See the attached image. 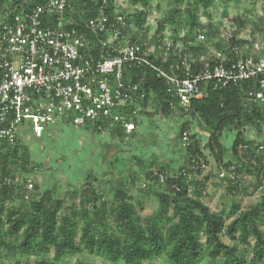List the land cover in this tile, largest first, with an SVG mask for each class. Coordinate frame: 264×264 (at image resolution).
<instances>
[{"label":"trees","instance_id":"trees-1","mask_svg":"<svg viewBox=\"0 0 264 264\" xmlns=\"http://www.w3.org/2000/svg\"><path fill=\"white\" fill-rule=\"evenodd\" d=\"M1 1H7L14 6L22 0ZM36 1L38 2L27 0L31 6L35 5ZM94 1L73 0L71 5L79 12H84L85 16L91 17L98 13L99 3L95 5ZM130 1L141 2V8L127 12L123 15L124 19L127 24L132 23L135 27L143 29L150 13L149 0ZM198 4L208 10L213 0L192 1L185 8L186 17L182 16L181 4H177L163 17L166 23L177 30L172 39L175 42L180 40L190 44L188 51L196 55L206 53L205 47L210 45L206 39H213L210 34L213 29L212 22L208 21L203 25L197 21ZM105 11L112 15L111 2ZM204 13L210 18L207 12ZM233 22L236 25L235 33L230 39H226L228 42L217 43L212 49L228 51L230 45L243 44L235 36L245 23L240 17L234 18ZM179 28L187 29L188 32L179 37ZM165 29V25L160 22L156 31L159 40L163 38ZM200 34L203 35L204 41L198 40ZM157 64L160 65V62ZM168 64L165 63L163 68L167 69ZM136 80L140 81L143 96L139 92L133 107L123 109L126 118L130 117L135 123V128L130 133L117 125L110 127L107 123L112 121L111 119L96 122L99 126L94 124L91 128L87 125L82 127L92 130V133L102 140L107 139L104 147L103 142L100 143L105 154L112 143L115 144V140L119 142L120 148L123 149L127 145V151H133L134 140L143 139L146 135V123L152 122L158 116H161L162 120H169L176 111L180 116H187L175 134L178 141L176 146L181 148V164L178 170L173 174L169 172L168 168L175 164L171 162L167 166H158L157 172L164 174L165 181L164 185L154 189L158 203L154 214L142 220L137 212V200L134 201L123 183L111 182L110 197H106L105 192H98L96 186L107 187V184L97 175V169H92L97 163L91 160L87 171L77 178L76 189H72L73 194L72 198L69 197L68 205H65L66 202L62 199L53 198L49 189L44 186L42 188L36 183V179L33 180L36 183L35 191L31 193L30 198L29 194H24L19 183L12 181L7 184L0 180V247H10L24 257H30L32 253L45 257V253L53 248L55 260L76 256L75 264H86V261L80 258H87L88 255H95L110 264H141L162 256H166L171 264H198L206 257L213 260L212 264H245L237 253V245L248 246L249 240L252 239V264H264V193L257 205L241 209L240 204L232 199L228 210L212 212L203 202L207 176L196 180H191L188 176L189 173L202 169L201 158L205 157L206 149L213 155L218 168L228 170L233 167L236 179L227 178L231 183V190L242 186L239 177L243 174L256 175L258 182L262 183L264 154L256 158L257 166L253 167L250 163L244 164L238 153L241 145L254 142L264 144V111L255 105L248 109L243 108L242 93L237 87L213 89V85L208 83L207 97L193 99L189 107L183 108L178 106L175 95H172L165 80L154 70H146L145 75ZM169 102L176 104L174 110ZM134 107L139 108L136 114H132ZM197 122L208 130L206 136L200 135V131L194 129ZM185 130L191 132V142L183 147L181 134ZM226 130L235 132L230 147L222 141ZM17 132V140L12 149H6L4 143L0 146V173L11 178L16 174L31 175L37 167L41 169L39 164L31 161L26 145L19 138V129ZM104 154L101 153L103 156ZM229 154L234 159L230 158ZM116 157L113 155L109 161H115ZM104 159L105 157L102 162ZM98 165L101 167V163ZM185 168L186 174L177 175ZM147 175L150 179L158 178L153 172ZM77 188H80L81 193ZM190 188L193 189L192 195ZM140 206L138 205L139 209ZM78 216L83 220L80 237L77 236ZM231 217L234 218L227 222ZM202 236H205L204 244L201 241ZM224 237H229L231 244H226ZM40 264L51 262L45 257Z\"/></svg>","mask_w":264,"mask_h":264},{"label":"built area","instance_id":"built-area-1","mask_svg":"<svg viewBox=\"0 0 264 264\" xmlns=\"http://www.w3.org/2000/svg\"><path fill=\"white\" fill-rule=\"evenodd\" d=\"M116 1L95 0L98 13L90 17L76 10L73 0H38L33 6L27 0L14 6L0 0V146L12 149L18 129L26 124L40 137L46 125L58 121L91 128L111 119L110 127L130 133L135 123L123 109L133 107L139 92L143 96L136 79L148 69L165 80L183 108L207 97L211 83L213 89L239 88L243 108L255 105L264 111V45L247 53L230 45L228 51L196 55L188 51L190 44L162 38L156 53L129 36L131 24L113 6ZM109 2L112 15L105 11ZM138 110L132 108V114ZM190 136L189 130L182 132L183 147L190 144ZM243 149L248 164L257 166L264 144L254 142ZM225 171L227 178L236 179L233 167ZM153 173L165 181L164 174ZM24 175L0 173V180L19 183L27 195L35 191V183Z\"/></svg>","mask_w":264,"mask_h":264},{"label":"rangeland","instance_id":"rangeland-1","mask_svg":"<svg viewBox=\"0 0 264 264\" xmlns=\"http://www.w3.org/2000/svg\"><path fill=\"white\" fill-rule=\"evenodd\" d=\"M192 1L199 2V0H149L150 13L147 17V24L143 29H139L131 23L128 30L129 36L138 39L147 45L150 50H155L158 53L160 50L158 46L160 44L159 36L156 33L158 24L162 22L166 27L163 32V38H172L177 30L171 24L166 23L163 17L168 15L170 8L173 9L177 4H181L182 16L186 17L185 8ZM113 6L122 15H126L127 12L140 9L141 2L135 1V3H132L130 0H117ZM204 12H207L210 18ZM236 17H240L245 23L235 36V38L243 42V44H238L242 51L245 53L251 52L256 45L264 44V0H213V4L208 10L199 5L197 15V21L200 24L205 25L208 21L212 22L213 29L210 34L213 39H206L207 44H210L205 47L207 51L215 47L217 43L228 42L226 39L230 38L236 30V25L233 22ZM184 32H188L187 29L179 28L178 36L182 37ZM184 118H187V116H180V113L176 111L172 114V119H164L162 121L156 117L152 122L148 123L149 125L146 123L147 133L145 132L146 135H144L143 139L134 140V145L132 144L134 147L133 151H127V145L123 149L120 148L118 146L119 142L115 140V144L112 143L111 148L104 154V148H101L100 143L103 142L102 146L104 147V144L108 142L106 138L102 140L101 137L93 134L92 130L85 129L82 126H72L61 121H58L57 124L46 125L44 133L40 137H37L27 124L20 126L19 138L26 145L31 161L41 166L40 170L37 167V170L31 173V177L34 180L36 179V183H39L42 188L43 186L47 187L53 198L62 199L66 202L65 205H68L69 197L72 198L73 190L75 191L76 189L77 178L87 171L92 160L93 163H97L96 166H92V169H97V175L104 179L107 184V187L96 186V190L105 192L106 197H110L111 182L123 183L133 196L134 201L137 200V212L143 220L156 211L158 203L153 192L154 189H158L156 187L164 185V182H159L158 179H150L147 173L150 174L158 170V166H167L171 162L175 163V166L169 167L168 170L173 174L178 170V165L181 164V148L178 145L176 146L178 141L175 134ZM234 135V131L226 130L222 136V141L227 147L231 146ZM93 143L98 144V146ZM204 154L206 158H201L202 169L189 173L188 176L191 180L207 176L203 202L212 212L228 210L232 199L240 204L241 209L259 204L264 193V179L261 181L262 183H259L256 175L243 174L239 177L242 186H237L233 191L231 190L232 187L229 186L231 183L230 179H227V171L217 167L218 163L208 150L205 149ZM113 155L117 157L114 159L115 161L110 162L109 158L113 157ZM229 156L234 159L231 154ZM238 156L239 159L244 161V164H248V155L244 151L243 145L239 148ZM104 157L105 159L102 162ZM98 163H101V167ZM246 166L248 167V165ZM82 177L84 179V176ZM77 189L81 193L80 188ZM140 190H143V192H140ZM189 190L190 195H192L193 189L190 188ZM35 194L37 195V193ZM30 195L31 193L28 195L29 198L31 197ZM80 217L78 216L77 219L78 237H80V230L83 226V220ZM233 218L231 217L227 222H230ZM223 240L226 244H231L229 237H224ZM201 241L203 244L205 243V236H202ZM249 242L250 245L248 246L237 245V253L246 262L245 264H252L253 261L251 247L253 240L251 239ZM45 254L51 264H75L77 260L76 256L62 258L60 261L55 260L53 248ZM45 257L35 253L30 254V257H24L14 252L10 247L8 249L0 247V264H40ZM80 259L86 261V264H110L95 255H88L87 258L83 256ZM209 259L206 257L198 264H212L213 260ZM141 264L171 263L166 256H162Z\"/></svg>","mask_w":264,"mask_h":264},{"label":"crops","instance_id":"crops-1","mask_svg":"<svg viewBox=\"0 0 264 264\" xmlns=\"http://www.w3.org/2000/svg\"><path fill=\"white\" fill-rule=\"evenodd\" d=\"M158 118L160 119L161 116H158ZM162 120V119H161ZM163 121V120H162ZM194 129L197 130V131H200V135L202 136H206L208 133V130L202 126V124H199L198 122L196 123V125L194 124ZM179 166V165H178Z\"/></svg>","mask_w":264,"mask_h":264}]
</instances>
